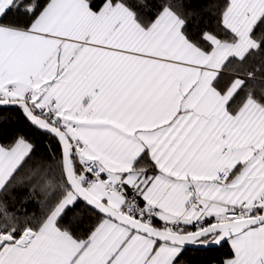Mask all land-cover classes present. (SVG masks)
<instances>
[{
	"label": "snow or ice",
	"instance_id": "1",
	"mask_svg": "<svg viewBox=\"0 0 264 264\" xmlns=\"http://www.w3.org/2000/svg\"><path fill=\"white\" fill-rule=\"evenodd\" d=\"M198 7L0 0V264H264V0Z\"/></svg>",
	"mask_w": 264,
	"mask_h": 264
},
{
	"label": "trees",
	"instance_id": "2",
	"mask_svg": "<svg viewBox=\"0 0 264 264\" xmlns=\"http://www.w3.org/2000/svg\"><path fill=\"white\" fill-rule=\"evenodd\" d=\"M223 0H192L194 5H198V11L200 12V17L198 20H202L204 25H210L215 27V11L216 5L218 3H222ZM228 73H226L227 75ZM34 140H39L40 138L37 136L30 137ZM33 161H29L31 164ZM28 165L25 166L27 168ZM27 212L29 216L35 214L39 216L42 211L41 206L36 202H30L26 205ZM230 251V246L225 243L223 246H218L213 249H205V250H193L188 249L185 253V260L187 264H221L222 260L225 257V254Z\"/></svg>",
	"mask_w": 264,
	"mask_h": 264
},
{
	"label": "water",
	"instance_id": "3",
	"mask_svg": "<svg viewBox=\"0 0 264 264\" xmlns=\"http://www.w3.org/2000/svg\"><path fill=\"white\" fill-rule=\"evenodd\" d=\"M216 247H218V246H216V245H212V246H210V247H207V248H194V247H189V249H193V250H205V249H213V248H216Z\"/></svg>",
	"mask_w": 264,
	"mask_h": 264
}]
</instances>
